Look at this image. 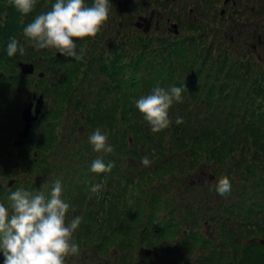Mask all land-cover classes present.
Instances as JSON below:
<instances>
[{"label":"trees","instance_id":"1","mask_svg":"<svg viewBox=\"0 0 264 264\" xmlns=\"http://www.w3.org/2000/svg\"><path fill=\"white\" fill-rule=\"evenodd\" d=\"M55 2L36 0L32 12L24 15L17 11L10 0H0V135L7 136L9 141L16 135L14 131L21 122V101L31 95L34 87L29 89V85L36 82V91L44 96L39 119L33 124L23 145L7 148L15 166L9 159L5 160L2 154L0 157V181L3 182L8 175L24 173L29 175L30 181L25 183L14 177L15 183L9 186L12 178L7 179V185H0V203L9 207L10 213L8 197L12 192L22 188L36 191L31 183L36 182L31 177L35 176L33 173L46 175L52 185L59 179L62 186H65L64 178L73 172L71 183L74 189L92 201L94 212L90 210L88 215L96 219L102 212L106 215L104 220L107 225L110 224L109 219L116 218L115 225L118 223L121 226L119 214H115L120 213L117 207L110 215L108 206V212L104 214L97 203L107 198H115L119 203L129 193V189H133V194L140 186L147 191L146 197H135L138 200L134 199L135 202L129 205L124 202L121 210L130 218L134 214L136 225L149 224L142 234H151L150 238L154 242L170 240L184 232L189 239L200 238L202 241L199 247L208 250V254L196 264H264V201H259L256 195V189L264 192L262 64L247 57L249 51L239 52L228 46L217 52L212 43L201 44L209 39L204 34L205 30L212 27V23L211 27L208 24L204 27L194 22L196 17L206 14L202 7L205 1L198 2L195 9L199 12L193 13L192 10L187 15L188 30H183L188 33L185 36L180 37L181 27L178 35H174L170 27L171 32L153 35L137 32L136 26L135 30L122 32L115 29L109 33L110 26L115 22L113 18H108L95 37L75 40L77 51L84 49L80 61L56 54L57 50L54 54L51 49L46 52L45 49L37 50L30 42H26L23 28L36 16L50 11ZM121 2L140 11L142 7L144 13L152 4L158 10V7L165 10L167 5L160 0ZM84 3L85 6H92L94 0H84ZM257 4L261 5V11L264 10V1ZM222 8L219 17L224 16ZM235 9L240 15L243 14L241 20L247 16L246 11L250 12L248 7L246 11ZM168 17L171 20L172 15L168 14ZM255 26L254 23L253 28ZM258 26L263 29V25ZM225 28L218 32L220 37L228 34ZM230 30L241 33L237 26H231ZM13 37L25 47L23 55L19 51L13 57L7 55V44ZM236 39L240 41L238 37ZM18 61L33 62L35 68L45 72L44 76L22 74ZM182 85L186 87L182 101L174 102L169 109L171 124L167 129L153 133L136 108V101L150 94L157 86L167 90ZM13 96L20 98V105L18 102L13 103ZM16 103L18 105L15 107ZM177 117L183 118L182 124L175 123ZM84 119L86 124H90H84ZM95 123L105 130L108 128L109 131L106 130L104 134L113 152H96L87 141H76L80 140L84 128L94 133ZM1 142L0 149L4 151L6 141ZM58 147L64 150L63 156H67L63 162L48 159L49 154L54 153ZM145 156L151 161L149 166L141 163ZM235 157L237 162L229 167V162ZM97 158L102 159L105 165L112 163L114 166L111 171L93 173L91 165ZM77 161H83L84 165L71 164ZM199 163L217 164L214 168L215 176L227 177L231 184V191L227 195L221 196L216 191L217 197L213 203L210 198L203 203L201 212L194 209V216L215 224L214 232L217 226L222 230L223 246L219 244V248L212 240H206L199 228L180 226L184 223L181 219L186 216L181 219L176 218L178 216L172 218L178 209L182 214L192 213L188 197L184 195L189 193L190 186L185 183L182 191L173 189L176 183L184 181L186 175L194 176ZM125 165L130 167L125 169ZM53 169H57V173L49 177ZM102 182L108 186L115 182L119 185V191L109 192L102 187ZM96 184L101 185L100 201L91 192V187ZM237 188L239 190L236 192ZM213 189L216 190V184ZM252 189L254 206L244 208L242 204L239 206L235 203L240 196L249 199ZM170 195L175 201L170 199ZM167 208V217H160L159 210L165 212ZM258 211L259 217L251 221L250 216L258 214ZM167 221H172L171 225ZM185 223L188 225V221ZM84 233L89 237L87 233L91 232L85 229ZM168 233L173 237H168ZM120 235L123 238L124 234L120 232ZM144 241L147 242V239ZM136 245L139 247L140 243ZM152 256L153 263H156V256Z\"/></svg>","mask_w":264,"mask_h":264},{"label":"rangeland","instance_id":"2","mask_svg":"<svg viewBox=\"0 0 264 264\" xmlns=\"http://www.w3.org/2000/svg\"><path fill=\"white\" fill-rule=\"evenodd\" d=\"M121 1H131V0H109V4L111 3V6H109V18H113V21L115 22L110 26L111 29L109 33L111 31L114 32L115 29L122 31V32H125L126 30H135L136 29L135 24H136L137 17L144 13L142 7H141L142 11H140L139 9L131 8V6L127 5L126 3L123 4ZM132 1H136L135 3H138L139 1H142V0H132ZM146 1H158V0H146ZM160 1H163V3H167V5L164 7L165 10H163V8L161 7H158L160 11L164 15H167V16L168 14H171L172 15L171 22H175V23L177 22L178 27L182 28L180 37L182 35L185 36L188 33V31H185V30H188L187 24H188L189 19H187V15L190 14V9L193 8V13L199 12L197 9H195L198 2L205 1L202 7H203V13H206V14L201 15L200 17H196V20H194V22L196 25L202 24L204 27L207 24L210 26V24L212 23V27L210 26L211 27L210 29L205 30L206 32H204V34H206L209 37V39L207 38V40H205L201 44L208 45L212 43V47L216 49L217 52L221 49L223 51V49H225L228 46H232L234 50H239V52L244 51L246 53V51H249L247 54V57L251 58V60L252 59L258 60L264 67V44L261 46L260 41H259V35L261 36L262 39H264V32L263 30L258 28L259 26L258 27L255 26L253 28L254 23L256 25L263 24L264 15L262 13H264V10L261 11L259 9L261 5H258L257 3L259 1H264V0H237L236 1L237 6L240 5L242 10L246 11V8L247 7L249 8L248 10L250 12L248 13V11H246L247 16H245L244 20H241L243 14L240 15V13L237 12L238 10L236 11L235 9L236 5H233V2L230 0H228L227 3L225 4L223 3V0H183V1L181 0H170V1L160 0ZM209 1H211V3ZM152 6H155V4H152ZM225 6H226V10L224 12V16L219 17L218 16L219 10ZM148 11L149 10H147V12L145 13H148ZM231 26H237V29H239L241 33L238 34L237 30L232 32L230 30ZM138 27L139 26H137V32L142 31L141 29L142 26H140L139 28ZM224 27L227 28L226 31L228 34L224 35L223 37H220V33L218 32H220L222 28L224 30ZM253 29L255 30L253 31ZM151 30H154V28L152 27ZM229 30L232 32V34L229 32ZM194 32L198 33V31H195V30ZM156 34L159 35L162 33H156ZM235 37L236 38L238 37L240 41L236 39ZM230 38H235L234 42H231ZM240 42H242V44ZM47 49L48 48L45 49V52L47 51ZM55 51L56 49L54 48L51 49V52L53 54L55 53ZM57 53L58 52H56V54ZM35 84L36 83L34 84L32 83V85H29V89L32 88ZM34 92L37 94L39 93L38 91H34ZM30 97L31 95L27 99L21 101V103L28 104L30 100L28 102H26V100L30 99ZM11 98L13 99V103L18 102L20 105L19 97L13 96ZM23 98H25V96ZM17 105L18 104L16 103L15 107ZM12 107H14L13 104H12ZM49 110L51 109L49 108ZM19 114H20V111H19ZM17 116L13 120V124H15V120ZM20 121L21 122L15 129L14 134L16 133V130L19 131L23 126V121L21 120V117H20ZM83 123L86 124V119L83 120ZM97 129L101 130L103 134L104 132H106V130L109 131L108 128H106L105 130L103 127L96 125L94 130H97ZM92 134L93 133L91 132L89 128H84L82 132L80 133V140L76 139V141L78 142L87 141L88 143H90V136ZM0 137L2 138L0 139V141H3L1 143H4V141H6V144L4 146L5 150L3 151V149H0V157L2 154L5 160L9 159V161H12V165L15 166L14 159H12V154L10 152H7L8 151L7 148H11L14 145V142L18 139L16 138V136H14L9 141V138L7 136L0 135ZM8 141H9V144H8ZM63 154H64V150L58 147L54 153L49 154L48 159L53 160V161L63 162V160L67 157V156H63ZM239 158L241 159V157ZM237 160L238 159L236 157L233 158V161L229 162V167L230 166L232 167V164H234V162H237ZM249 161L252 162V160H249ZM71 164L79 165V164H83V161H77ZM140 166L141 165L138 166V169L140 168ZM215 166H217V164H214L213 166L211 164L199 163L196 165V168H195L196 174L194 176L192 175L193 177L186 175L183 182L176 183L173 191L174 190L182 191V188L185 183L188 186H190L191 189L189 190V193L184 194V195L188 197V200H189L188 202L190 203L189 209H192V213L186 215L183 212L182 214V211L178 209L177 212L174 213V216L172 218H175V216H178L176 218L181 219L182 217L186 216L181 219L184 223L183 225H180V226H183V227L187 226L188 229H191L190 227H192L193 229L199 228L200 232L204 233V237L207 238L206 240H212V242L217 244L219 248V244L221 247L222 237H223L222 236L223 233L220 227L217 226L214 232L215 224L211 222H207L202 217L194 216V209L196 211L201 212L203 203H206L208 199L210 198H212L210 202L213 203V200H215V197H217L216 190L213 189V186L217 184L218 180L221 177L215 176V172H214ZM129 167L130 166L125 165V169H128ZM225 168H227V166ZM56 173H57V169H53L51 170L48 176L51 177L53 174H56ZM72 173L73 172L69 173L64 178L65 186H62V194H61V199L64 202L69 204V209H68V212L66 213V224L70 223V221L76 216H80L82 220H81V224L78 227V229L73 233V238H72V242L79 245V253L74 256L66 257L65 264H196V262H200V260H202L203 257L208 254L207 249H202L199 247L202 241L200 238L199 239L195 238L194 240L193 238L189 239L188 237L184 235V232H183L184 236L178 234L176 235L175 238L173 237L172 234L168 233V237L169 236L173 237L172 239L164 240V241L159 240L157 242H154V240L150 238L151 234H148V233H146L145 235L142 234V232L145 231L147 227H149V224H146L147 227L144 226L143 223L141 225H136L135 220H133L135 219L134 214L130 218L126 214L123 213V209L121 210V207L123 206L122 204H124V202H126V205L127 204L129 205L135 202V200H138V198L142 197L143 195L144 197H146V194H148L147 191L144 190L145 188L141 189L140 186H138L139 189L138 190L136 189L133 194H132L133 189L131 190L129 189L128 194H129V197L131 196V199L127 197L128 194L126 193L124 195V198L120 199L119 203L115 198H107V200L100 201L101 199L100 192L102 191L101 189L100 191L94 193V195L99 197V198H96L98 201H100L97 204H99V207L101 206V210L104 212V214H107L108 206H110V212H109L110 215H112L113 213L112 211H114V208L117 207L120 213L117 212L115 214H119L118 221L119 223H121V226H119L118 223L117 225H115L114 221H116V218L109 219L110 224L107 225L106 220H104V217H106V215H103L102 212H101V215L98 216V218L96 219L95 217L91 218L88 215V211L91 210L94 212L93 204L91 203L92 201L90 202L88 199H86L83 193H80V191H78L77 189H74L71 183ZM224 173H225V170H224ZM224 173L223 171H221L222 176H224ZM34 174L35 176L34 177L31 176V177L34 180H36V182L31 181V183H33V186L36 187L35 188L36 191L30 192L26 188L24 189L22 188V189L35 195L37 194L38 191H40L43 183H46L47 188L45 189V195L48 196L50 193L51 187L53 186L49 182L50 179L47 178L46 175L39 176L36 173H33V175ZM14 177H17L21 182L28 183L30 181L29 175H27L26 173H24V175L18 174V176H16L15 174H11V175H8L7 179L12 178L13 181L11 183L13 182L15 183ZM7 179H4L3 182L0 181V185H2L3 183L7 185ZM11 183H8V184H11ZM118 186L119 185L115 184V182H111V184L109 183V186L105 182H102V187H104V189H108L109 192H115L116 190L119 191ZM238 190L239 189L237 188L235 191L237 192ZM256 195L259 201H264L263 199L264 192L256 189ZM135 197H138V198H135ZM171 197L172 195H170V199L175 201L174 197L172 198ZM240 197L238 198L239 200L238 199L235 200V203L237 205L241 206L242 204L243 206L241 207H244V208L255 205L253 189H252V196L249 199L245 200L243 199V197L242 198ZM1 202L3 201L1 200ZM89 204L92 206H90ZM203 214H206V213L203 211ZM10 215H11V212H10ZM167 215H168V208L165 212L164 210L163 212L159 210L160 217L166 218ZM259 215L260 214L258 211V214L256 215L252 214L249 219H251V221H254L259 217ZM165 220L166 219H164V221ZM185 221H188V225H186ZM171 222L172 221H167L166 223L171 225ZM85 229L90 230L91 233H87V235H90L89 237L85 235L86 234L84 233ZM225 230L228 231V228H226ZM120 232L124 234L123 238L120 235ZM214 233H215V236H214ZM146 239H147V242L144 241ZM192 241H195V243H193ZM137 242L140 243L139 247L136 245ZM152 255L156 256L157 258L156 263H153L152 257L154 256ZM185 257H188V259L185 260ZM3 259H4L3 253L0 252V264H3Z\"/></svg>","mask_w":264,"mask_h":264},{"label":"clouds","instance_id":"3","mask_svg":"<svg viewBox=\"0 0 264 264\" xmlns=\"http://www.w3.org/2000/svg\"><path fill=\"white\" fill-rule=\"evenodd\" d=\"M21 14L32 12L36 0H10ZM109 18V0H94L92 6H85L84 0H56L52 9L41 13L23 28L26 42L39 49H56L64 57L80 61L84 49L77 51L76 39L95 37ZM21 55L25 47L16 38H11L6 52L13 57ZM184 85L169 89L155 87L146 96L136 101V108L143 115L153 133L167 129L171 124L169 109L174 102L182 101ZM183 123L182 117L175 120ZM107 136L97 129L90 136V143L96 152H113V147L106 143ZM155 153H153L154 155ZM141 163L149 166L147 156ZM114 165H105L97 158L91 165L93 173L110 172ZM47 184L43 183L40 191L33 195L23 189H17L8 197L9 207L0 203V252L3 264H65V258L79 253V245L72 242L73 233L81 224L82 218L76 216L66 224L69 204L61 199L62 184L58 179L46 197ZM101 185L91 187V192L100 191ZM219 195L225 196L231 191L227 177L220 178L216 184Z\"/></svg>","mask_w":264,"mask_h":264},{"label":"water","instance_id":"4","mask_svg":"<svg viewBox=\"0 0 264 264\" xmlns=\"http://www.w3.org/2000/svg\"><path fill=\"white\" fill-rule=\"evenodd\" d=\"M228 0H224V3H226ZM223 12V10H222ZM152 12L148 16H138L136 20L137 26H142L143 31L147 32L150 28L151 24V18H152ZM171 30L174 33L178 32L177 23L172 22L171 23ZM59 54V53H58ZM19 66L21 69V72L24 74H31L34 71V64L32 62H19ZM39 76L43 75V72L38 73ZM34 108H32L33 101H30L28 104L25 105V107L22 109L21 116L24 122V125L22 129L18 132V140L14 142L15 145L21 146L23 144V140L27 138L29 134V130L32 126V122L35 121L38 118V114L41 110L42 104H43V96L40 94L39 96L35 97ZM12 180L9 181L11 183ZM12 184V183H11ZM11 184H8L9 186Z\"/></svg>","mask_w":264,"mask_h":264},{"label":"flooded vegetation","instance_id":"5","mask_svg":"<svg viewBox=\"0 0 264 264\" xmlns=\"http://www.w3.org/2000/svg\"><path fill=\"white\" fill-rule=\"evenodd\" d=\"M233 2V5H236L235 8H241V6H237V0H230ZM148 13H143L144 16H148L151 12H152V18H151V26H150V30L148 32V34H156V33H162V34H166L167 31L171 32L169 27L171 28L170 24H171V20L170 17H168L167 15H164L160 10L156 9L155 7H151L148 9ZM190 9V12H192ZM162 21H165V23H163ZM263 32H264V21H263ZM152 27L154 28V30H151ZM258 27V25H257ZM180 32V30H179ZM174 34V33H172ZM179 34V33H178ZM178 34H174V35H178ZM231 41H233V38H230ZM259 41L261 46L264 44V39L261 38V36L259 35ZM37 84V83H36ZM36 84L34 85L32 92L36 91Z\"/></svg>","mask_w":264,"mask_h":264}]
</instances>
